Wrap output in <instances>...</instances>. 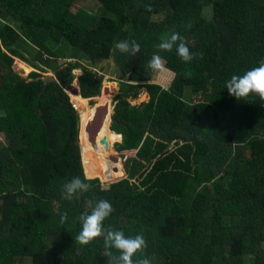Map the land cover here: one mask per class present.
Instances as JSON below:
<instances>
[{
	"label": "trees",
	"instance_id": "obj_1",
	"mask_svg": "<svg viewBox=\"0 0 264 264\" xmlns=\"http://www.w3.org/2000/svg\"><path fill=\"white\" fill-rule=\"evenodd\" d=\"M81 1L0 0V264H108L103 236L87 246L76 240L80 214L100 200L114 208L105 235L143 234L150 264H264V101H238L225 88L264 60V0H88L98 14L72 12ZM172 32L202 58L186 64L175 50L160 51ZM49 39L70 50L55 80L21 78L12 66L14 57L28 60L22 42L41 52V68L54 57ZM120 40H135L140 52L120 53ZM155 53L172 73L166 88L146 75ZM109 59L120 86L109 127L121 148L136 151L123 160L124 177L120 167L97 174L118 163L103 142L100 166L85 180L78 114L64 88L76 78L75 103L96 97L102 78L92 67ZM140 88L148 100L130 105ZM118 174L106 187L97 179ZM73 177L91 187L69 202L61 184Z\"/></svg>",
	"mask_w": 264,
	"mask_h": 264
},
{
	"label": "clouds",
	"instance_id": "obj_2",
	"mask_svg": "<svg viewBox=\"0 0 264 264\" xmlns=\"http://www.w3.org/2000/svg\"><path fill=\"white\" fill-rule=\"evenodd\" d=\"M144 7L148 11L151 10L150 5H145ZM187 27L190 28L191 24L187 25ZM156 47L160 51L166 52L175 50L181 61L186 64L191 63L197 57L202 58V53L190 51L184 38L177 32H172L167 39L161 41ZM114 48L120 53L131 56H135L140 52V45L135 40H120L114 44ZM149 67L155 71L164 68V62L159 53L153 54L149 61ZM186 75L191 76V72H187ZM225 88L238 101H246L252 96H257L261 101H264V60H261L257 67L247 70L243 75H232L226 82ZM90 179L91 177H85V180ZM90 187L91 185L81 180L80 177H73L63 185L62 198L71 202L77 194L87 192ZM113 212L114 208L108 200H100L90 214H80L78 220L81 230L76 240L81 245L87 246L103 236L108 264H150L147 258H142L147 248L143 234H138L134 237L125 236L123 231L109 229L105 235L104 221ZM60 219L61 223L66 221L68 219L67 213L63 214ZM113 249L115 251H111Z\"/></svg>",
	"mask_w": 264,
	"mask_h": 264
},
{
	"label": "rangeland",
	"instance_id": "obj_3",
	"mask_svg": "<svg viewBox=\"0 0 264 264\" xmlns=\"http://www.w3.org/2000/svg\"><path fill=\"white\" fill-rule=\"evenodd\" d=\"M96 3L93 1H81L80 3H78L74 8L71 9L72 12H75V10H77L80 7H84L86 11L93 13V14H98L99 10L95 5ZM45 45L47 46V48L50 50V52L54 55V57H51V60L48 61V65H40L41 68L34 66L35 64L37 65L39 61V58H41L39 56V54H41V52L39 50H37V48H33L31 44H29L27 41H23L22 42V49L21 52L24 56V54L26 55V57L28 58L25 59L23 57H14L13 59V70L21 77V78H26L28 77V75L31 72H36L38 74H40L41 76H47V75H51L53 77H55V71L58 69V67L62 66L67 60H69V46L68 43H66L64 40L60 41V42H55L53 40H48L45 42ZM46 58H50L49 55L47 54H42V59H46ZM79 60L82 64L84 65H89V63L85 60V59H77ZM37 62V63H36ZM93 72H95L98 76H101V88L99 91V94L96 97L93 98H89V99H80V103H75L74 100L71 99V97L69 95H78V91H77V86H76V78H74V80H72L71 84H69L68 87L64 88V92L68 95L69 97V103H73L75 106V112L78 114V126H79V131H77V143L79 146V152H80V156H81V162L83 165V168L86 167V173L84 171V173L88 176L94 174V172L96 171V169L100 166V162H98V164L96 165H91L90 167L93 168V171L88 173V166L86 161H85V157L82 156L83 154V149H82V144L79 143V138H78V132L79 135L81 136V133L83 131V128L86 129H90L92 128V125H90V121L94 119H96L97 117H101V122L102 119L104 118L106 112V105L110 106V110H109V115L112 113V109L115 105V103L118 101L117 98V92L119 93V77H118V72L116 70V67L114 65V63L112 62L111 59L107 60V61H102L100 63H97L95 66L92 67ZM146 75L149 78V80H151V82L153 84H156L162 88H166L170 82V80L172 79V73L169 72L166 69H162L159 71H155L153 69H151L149 67V64L146 68ZM74 77H76L77 75H79V71L75 70L73 71ZM148 100V96L146 94V91L144 88H140L139 93L137 95V97L135 99H127V101L129 102L130 105H137L139 103L142 102H146ZM106 104V105H105ZM104 109V110H103ZM95 111V113H94ZM94 113V115H93ZM79 115H80V120H79ZM93 115V117H92ZM203 122L204 124L206 122H208L207 118H203ZM101 125V124H100ZM110 123L108 122L107 125V130L110 129ZM141 128H143V125H140ZM99 128V127H98ZM208 128L207 124L205 129ZM105 131L106 134H108L109 136L111 135L109 133V131ZM144 130V128H143ZM112 132V131H111ZM111 138V137H110ZM104 148L105 149H110L111 147H114V151H113V157H116L117 159L115 161H118L117 164L111 162V164L106 167L103 168L101 170H99V172L97 174H101L107 170H111L113 168H118L120 167L121 169V175L118 174L116 176H113L111 178V180L109 179H103L100 180L99 178H97L100 183L103 185V187H106L107 184H109V182H113L121 177H124V170H123V160H125L126 158L129 157H133L135 154L136 150H127V149H123L120 146V142L119 140L117 141H113L111 139V141L108 143L106 139H104ZM5 140L4 138L0 135V144H4ZM110 145V146H107ZM112 144V146H111ZM112 150V149H111ZM113 160V162H115ZM81 165V167H82ZM83 171V169H82ZM114 171V170H112ZM83 173V175H84ZM84 175V177L86 176ZM120 175V177L118 178V176ZM96 178V177H95ZM135 182V181H133ZM65 184L62 183L61 187L63 189V185ZM46 252L50 251V244L47 242L46 243ZM52 262L49 261V259L47 260V264H51ZM16 264H31V260L29 258H19L16 261Z\"/></svg>",
	"mask_w": 264,
	"mask_h": 264
},
{
	"label": "bare ground",
	"instance_id": "obj_4",
	"mask_svg": "<svg viewBox=\"0 0 264 264\" xmlns=\"http://www.w3.org/2000/svg\"><path fill=\"white\" fill-rule=\"evenodd\" d=\"M109 110H110V106L106 105V110H105L106 114L104 118L102 119L101 125L99 126V128L97 127V130L95 132H94L95 127H92L90 129H88L89 127L86 129L83 128L81 136L79 135V132H78L79 143L82 144V149H83L82 156L85 157V161L87 165H89L88 170H87L88 173L89 171L90 172L93 171V168L90 167L91 165H96L98 164V162H100V159L102 160V158H100V151L102 149L103 142H104L103 138L106 139L108 143L111 141V139L114 141L113 134H111L110 131H109V133L111 134L110 136L105 133V131L107 130L108 122H109V117H108ZM94 121L95 119L93 118V120L90 121V125L93 124ZM78 131H79V126H78ZM94 156H97V158L95 159ZM84 171L86 173V167H84ZM86 177H89V176L86 175Z\"/></svg>",
	"mask_w": 264,
	"mask_h": 264
},
{
	"label": "water",
	"instance_id": "obj_5",
	"mask_svg": "<svg viewBox=\"0 0 264 264\" xmlns=\"http://www.w3.org/2000/svg\"><path fill=\"white\" fill-rule=\"evenodd\" d=\"M38 79L42 80L44 84H47V83H49V82L54 81V80H55V77H53V76H51V75H47V76H40V77H38ZM76 86H77V84H76ZM76 88H77V87H76ZM77 90H78V89H77ZM117 94H118V92H117ZM103 110H104V109H103ZM108 117H109V123H110V122L112 121L111 114H110ZM100 124H101V117H99V118L97 117V118L95 119L94 123L91 124L92 127H95L94 132L97 130V127H99ZM108 131H110V130L108 129ZM110 132H111V131H110ZM112 134H116V133L112 132ZM118 135H119V134H118ZM119 141H121V135H119ZM114 159H117V158L114 157Z\"/></svg>",
	"mask_w": 264,
	"mask_h": 264
},
{
	"label": "built area",
	"instance_id": "obj_6",
	"mask_svg": "<svg viewBox=\"0 0 264 264\" xmlns=\"http://www.w3.org/2000/svg\"><path fill=\"white\" fill-rule=\"evenodd\" d=\"M70 107H71L72 109H75V106H74L73 103H70Z\"/></svg>",
	"mask_w": 264,
	"mask_h": 264
},
{
	"label": "flooded vegetation",
	"instance_id": "obj_7",
	"mask_svg": "<svg viewBox=\"0 0 264 264\" xmlns=\"http://www.w3.org/2000/svg\"><path fill=\"white\" fill-rule=\"evenodd\" d=\"M95 113V112H94ZM95 157V159L97 158V156H94Z\"/></svg>",
	"mask_w": 264,
	"mask_h": 264
},
{
	"label": "crops",
	"instance_id": "obj_8",
	"mask_svg": "<svg viewBox=\"0 0 264 264\" xmlns=\"http://www.w3.org/2000/svg\"><path fill=\"white\" fill-rule=\"evenodd\" d=\"M81 99H83V98H81Z\"/></svg>",
	"mask_w": 264,
	"mask_h": 264
}]
</instances>
